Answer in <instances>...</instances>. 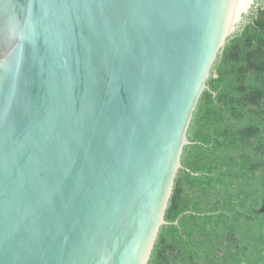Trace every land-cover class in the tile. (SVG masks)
<instances>
[{"label":"water","instance_id":"95a60500","mask_svg":"<svg viewBox=\"0 0 264 264\" xmlns=\"http://www.w3.org/2000/svg\"><path fill=\"white\" fill-rule=\"evenodd\" d=\"M264 0H0V264H148L188 130Z\"/></svg>","mask_w":264,"mask_h":264},{"label":"trees","instance_id":"16d2710c","mask_svg":"<svg viewBox=\"0 0 264 264\" xmlns=\"http://www.w3.org/2000/svg\"><path fill=\"white\" fill-rule=\"evenodd\" d=\"M207 86L148 264H264V1Z\"/></svg>","mask_w":264,"mask_h":264}]
</instances>
